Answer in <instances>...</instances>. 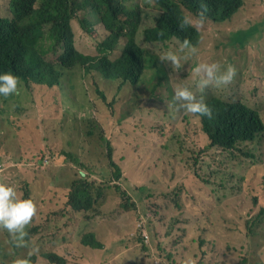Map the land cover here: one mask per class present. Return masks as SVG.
Returning <instances> with one entry per match:
<instances>
[{"label":"rangeland","instance_id":"1","mask_svg":"<svg viewBox=\"0 0 264 264\" xmlns=\"http://www.w3.org/2000/svg\"><path fill=\"white\" fill-rule=\"evenodd\" d=\"M9 3L0 0V17H10ZM223 25L206 21L199 29L198 54L182 62L180 70L165 64L169 83L173 90L177 85H193L191 69L202 62L231 64L238 70L233 84L204 92L228 102L245 99L264 125V0H245L233 21ZM74 29L77 50L96 55L97 42L76 25ZM232 31L244 41L231 45ZM178 48L179 43L171 40L149 49L160 58ZM120 49L114 50L111 60ZM73 78L51 90L22 84L19 96L0 99V182L18 191L28 184L33 197L46 200H38L43 212L39 220L56 212L72 218L73 210L63 208L61 202L80 171L82 178L102 185L110 175L105 147L93 145L85 134L87 121H98L111 140L114 160L124 173L121 186L135 207L127 210L119 194L107 189L97 209L99 216L70 223L74 241L81 232L93 230L104 247L85 262L75 259L68 264H264V224L256 235L247 228L261 205H254V199L264 205V135L248 145L256 157L245 160L259 167L252 173L259 185L249 188L241 180V161L221 162L213 152L200 151L206 141L198 119L171 106L165 84L153 90L152 72L137 86H127L111 108L88 92L80 69H75ZM193 91L197 90L193 87ZM92 149L97 162L89 156ZM139 227L144 242L136 240ZM27 252L28 248L11 242L8 232L0 233V263L14 264ZM36 264L47 263L39 256Z\"/></svg>","mask_w":264,"mask_h":264},{"label":"trees","instance_id":"2","mask_svg":"<svg viewBox=\"0 0 264 264\" xmlns=\"http://www.w3.org/2000/svg\"><path fill=\"white\" fill-rule=\"evenodd\" d=\"M202 4L209 8L207 15L210 22L226 27L243 9L245 0H153L152 4L147 0H10V17H0V74L12 72L21 78L26 88L37 85L51 90L64 82H73L75 69H80L88 92L92 91L100 103L111 108L127 86H137L150 71L155 78L153 90L165 84L171 106L177 109L169 83V71L149 48L177 41L174 36L181 43L188 39L196 46L202 30L190 27L181 30L179 19L189 12L195 15ZM74 25L97 42L96 55H85L77 50ZM243 41L238 31L230 33L231 45ZM117 47H121L118 57L111 60L110 55ZM203 95L213 109L214 119L188 116L192 120L198 119L196 121L205 137V147L200 151L213 152L221 162L241 161L244 172L241 180L249 188L258 187L252 173L254 168L259 167H252L245 160L256 157L248 145L264 135V125L258 114L245 99L228 102L209 90ZM0 99L8 101L13 97L0 96ZM67 100L74 101L71 96ZM87 123L88 128L84 129L91 143H101L106 149L110 175L102 185L82 178L80 171L79 176L70 182L69 193L61 205L73 210L72 218L56 212L39 220L43 212L38 210L26 229L29 246L40 250L39 255L31 257L33 264L39 256L47 264H68L75 259L85 262L89 255L104 247L98 239L99 233L93 230L81 232L78 241H74L75 228L70 223L79 219L90 221L95 215L99 216L97 209L103 204L107 189H114L119 194L126 202L127 210L135 207L131 196L121 186L124 173L121 165L114 160L113 147L110 138L106 137L105 128L93 118ZM89 156L98 161L93 149ZM226 156L230 159L226 160ZM74 163L87 169L78 160ZM194 178L198 176L194 175ZM190 182L195 183L193 180ZM17 193L21 198H32L38 209V200L46 202L33 197L28 184ZM127 202L132 204L128 206ZM258 204L261 205L257 215L247 222L249 234H259L256 229L264 224V205L255 198L254 205ZM136 231L137 242H144L145 238L139 235L141 228ZM2 232L7 231L0 229ZM0 264L7 263L1 261Z\"/></svg>","mask_w":264,"mask_h":264},{"label":"clouds","instance_id":"3","mask_svg":"<svg viewBox=\"0 0 264 264\" xmlns=\"http://www.w3.org/2000/svg\"><path fill=\"white\" fill-rule=\"evenodd\" d=\"M149 4L153 0H147ZM209 8L202 4L200 9L193 15L191 12L179 19V28L185 30L192 28L202 29L208 21ZM163 35V33H161ZM179 43V48L167 51L160 57V61L169 65L172 69L180 70L182 62L188 61L196 56L199 49L188 39L181 43L178 38L173 37ZM183 53V55H182ZM193 85H177L173 90V101L177 111H183L193 116L204 117L208 120L214 119L212 107L207 103L204 95L197 96V92L203 93L206 88L226 89L233 84L238 70L231 64H221L220 62L199 63L191 69ZM175 74H179L176 71ZM172 73H170V76ZM178 79V75L175 76ZM22 87V80L12 72L0 74V96L8 98L19 96ZM193 87L197 91H193ZM38 214L37 203L32 198H21L14 186L0 182V229L9 233L10 240L17 248H28L25 257L17 258L14 264H33L31 257L39 254V248H29V232L26 230ZM188 264H194L189 261Z\"/></svg>","mask_w":264,"mask_h":264}]
</instances>
